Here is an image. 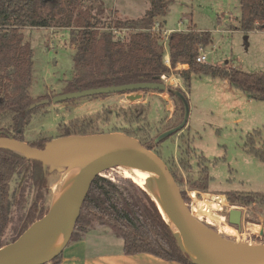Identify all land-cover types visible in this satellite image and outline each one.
<instances>
[{"label": "rangeland", "instance_id": "rangeland-1", "mask_svg": "<svg viewBox=\"0 0 264 264\" xmlns=\"http://www.w3.org/2000/svg\"><path fill=\"white\" fill-rule=\"evenodd\" d=\"M82 4L89 5L104 26L114 19L139 18L149 6L147 0H83ZM239 16V0H173L166 14L156 18V23L162 28L160 36L165 29L210 32L212 43L201 46L206 63L247 72H264V30L239 29ZM22 31L25 41L30 43L33 50L32 82L29 87L32 99L37 101L44 96L51 98L63 93L65 81L73 73L72 54L75 48L69 41V28L52 23L46 27H25ZM120 32L127 37L131 31L129 28ZM187 67L177 64L168 75L165 74L169 77L166 81L159 80L166 84L164 91L142 90V98L134 102L124 101V93H109L39 105L23 131V141L29 143L43 139L46 145L50 140L63 137V143L52 147L61 148L78 136L60 135L58 125L71 121H76L78 128L90 126L88 134L125 133V130H130V136L147 143L164 160L180 182L178 186L188 198L187 206L202 224L227 241L238 238L264 243V204H232L225 194L232 191H264V161L247 151L248 143L255 148L263 146L264 101L249 98L232 88L226 80L205 74L192 75L186 87L178 72ZM180 91L186 95L188 109L187 122L181 126L184 108L172 95L176 92L183 97ZM58 172L57 166H50L48 170L50 191L38 201L45 211L52 198L53 203L58 195L53 190ZM101 175L119 184L121 178L125 177L118 164L102 170ZM199 177V182L206 189H202V185L193 186ZM26 179L24 172L17 171L10 180V200L18 186L25 184L21 211H25L34 200L36 192V188ZM206 193H210L211 197L222 196L223 203H220L219 210L212 208L200 212ZM257 199L263 198L259 196ZM234 207L243 211L239 228L227 220L228 209ZM225 228L226 232L223 231ZM100 230L99 236L104 242L99 246L102 251L121 249L122 240L111 228L103 227ZM72 231L74 234L69 235L67 242L81 233L75 224ZM14 234L13 221L10 220L2 241H10ZM89 241L93 239L89 237Z\"/></svg>", "mask_w": 264, "mask_h": 264}, {"label": "trees", "instance_id": "trees-1", "mask_svg": "<svg viewBox=\"0 0 264 264\" xmlns=\"http://www.w3.org/2000/svg\"><path fill=\"white\" fill-rule=\"evenodd\" d=\"M82 1L0 0V136L9 135L23 140V131L38 107L28 109L35 100L29 94L33 50L24 39L22 30L25 27H46L55 23L69 28V41L75 49L72 54L73 73L65 81L64 92L135 82H158L162 74H169L170 69L163 59L160 35L151 31V27L157 17L166 14L173 0H147L149 6L139 18L114 19L106 26L98 14L92 13L90 6L83 5ZM239 8V29L264 30V0H239ZM103 26L105 28L101 30L99 27ZM119 28H130L131 32L124 38L115 37L113 30ZM212 40L211 33L205 30H175L168 35L171 68L178 63L188 66L178 72L186 87L192 75L205 74L227 80L232 88L245 93L247 97L264 101V72H247L196 61L199 47L210 45ZM180 92L183 97L176 92L172 95L185 109L187 98L183 91ZM103 95L106 94L91 96ZM89 129L90 126L78 128L76 121L58 125L61 136L85 135L90 133ZM124 132L132 135L130 130ZM44 143L43 139L29 142L38 148H44ZM141 143L152 149L147 143ZM248 144L247 151L264 161V143L260 148ZM50 166L17 150L0 147V246L16 239L46 213L38 201L50 191L47 183ZM183 166L186 168V165ZM17 171L24 172L29 183L36 188L35 198L25 211H21L25 184L18 186L10 200V180ZM200 178L195 180L193 186L202 185V189H206L199 182ZM120 181L121 184L102 175L94 178L75 222L81 232L77 237L89 229L109 227L121 238V250L125 254L146 252L165 260L197 264L184 242L165 220L155 200L131 178L123 177ZM225 194L232 204H264V192L232 191ZM182 196L185 202L188 201L183 192ZM259 196L263 199H257ZM10 220L13 221L15 234L10 241L3 242L2 236ZM60 260V252L49 259L51 263Z\"/></svg>", "mask_w": 264, "mask_h": 264}, {"label": "water", "instance_id": "water-1", "mask_svg": "<svg viewBox=\"0 0 264 264\" xmlns=\"http://www.w3.org/2000/svg\"><path fill=\"white\" fill-rule=\"evenodd\" d=\"M146 89L164 91L166 89V84L161 81L135 82L85 88L81 90L63 92L60 94H56L51 98H43L37 100L30 104L28 106V109H32L36 106L49 103L50 101H63L82 96L117 92L124 93V101L134 102L142 98L143 94L141 91ZM187 112V103H185L184 117L180 126L184 125L187 122ZM168 133H166L165 135H167ZM116 139L124 141V144L115 146L109 152L104 154L99 160L98 165L86 167L80 170L72 180V188L70 194L62 197L60 201L54 206H52V198L48 210L42 215V217L31 223L17 236L16 239L0 246V250H5L4 254L0 257V264H12L13 260L16 258L27 240L48 235L53 228L66 220L71 213L72 216L70 218V227L72 231V228L79 215L81 204L86 194L88 193L94 178L97 175H101L102 170L114 165V162L118 158L129 154H136L143 158H146L147 161L153 166L155 171L159 174V177L161 179L160 185L172 214L175 217L179 218L187 228V231L184 234H181L180 238L187 246V251L190 253L191 257L197 264H264V261L248 263L216 256L213 253L211 246L209 245L208 238L211 233L215 236L217 235L193 216L190 208L187 206V203L183 199L181 190L175 178L173 177L164 160L157 153L144 146L137 138L133 136L127 135L122 132L78 135L70 139L61 148L53 149L52 147L54 145L63 143V137L50 140L46 143L44 148H38L35 146H31L26 141L16 139L9 135H3L0 136V147H7L17 150L22 154L28 156L29 158L40 161L43 164L57 166L58 170L60 171L71 161L92 155L95 148L102 142H110ZM78 144L83 145L77 147ZM82 174H87V178L81 180L80 177ZM157 206L160 209L158 204ZM242 214V209L235 207L229 208L227 212V220L230 224L239 228ZM56 219L57 222H55ZM259 232H261V230H259ZM220 239L224 242H227V240L225 239ZM204 251H207V254ZM59 252H57L56 254H58ZM56 254L52 255L44 261H48ZM18 264L25 263L20 262Z\"/></svg>", "mask_w": 264, "mask_h": 264}, {"label": "bare ground", "instance_id": "bare-ground-1", "mask_svg": "<svg viewBox=\"0 0 264 264\" xmlns=\"http://www.w3.org/2000/svg\"><path fill=\"white\" fill-rule=\"evenodd\" d=\"M120 144H124V141L119 139L110 142L104 141L95 148L92 155L71 161L60 170L53 184V190L58 195L52 203V206L57 204L62 197L71 193L72 180L80 170L98 165L99 160L104 154ZM114 164H118L122 168L125 177L131 178L133 182L144 189L157 202L165 220H167L172 230L179 237L187 231L185 224L172 214L160 185L161 179L159 174L146 158L136 154H129L118 158ZM85 178H87V174H82L80 177L81 180ZM205 197L206 199L203 201L200 212L212 208L218 210L221 208L220 203H223L222 196L219 197L216 195L211 197L210 193H206ZM71 216L72 213L69 214L66 220L53 228L48 235L27 240L12 264H18L20 262L25 264L40 263L59 252L70 234ZM55 222H57V219ZM223 231L226 232L227 228L223 229ZM208 242L213 253L218 257L248 263L264 261V243L244 241V239L239 240L238 238L224 242L212 233L208 238ZM4 252V249L0 250V257ZM204 252L207 254V251Z\"/></svg>", "mask_w": 264, "mask_h": 264}, {"label": "crops", "instance_id": "crops-1", "mask_svg": "<svg viewBox=\"0 0 264 264\" xmlns=\"http://www.w3.org/2000/svg\"><path fill=\"white\" fill-rule=\"evenodd\" d=\"M178 64L187 65L186 63ZM242 208L246 209L245 207ZM100 234V228L91 229L82 236L66 242L60 251L61 260L56 263H51L48 260L46 264H183L174 260H165L146 252L125 254L121 249L102 251L99 247L103 242L102 237L99 236ZM89 237L93 241H89ZM96 239H102V241Z\"/></svg>", "mask_w": 264, "mask_h": 264}, {"label": "built area", "instance_id": "built-area-1", "mask_svg": "<svg viewBox=\"0 0 264 264\" xmlns=\"http://www.w3.org/2000/svg\"><path fill=\"white\" fill-rule=\"evenodd\" d=\"M162 28L161 27H159V25L156 23V22H154V24L152 25V27H151V31H153V32H156V33H160V30H161ZM120 30H123V31H127V30H129V28H119V29H114L113 30V34L115 35V37L117 36V37H119V38H124V36H122L121 35V32H120ZM130 31H131V29H130ZM172 31H174L173 29H165V30H163V34H162V36H160V38H161V41H162V47H163V49L165 50V52H164V57H163V59H164V63L169 67V69H171V66H170V58H169V52H168V49H167V38H168V34L169 33H171ZM161 34V33H160ZM159 34V35H160ZM196 61L197 62H202V63H204V62H206V56H205V53L203 52V50H202V47L200 46L199 47V54H198V56L196 57ZM167 78H169L168 76H166L165 74H162L161 76H160V79H164L165 81L167 80ZM191 193H192V191H191ZM194 193V192H193ZM193 194H191V196H192Z\"/></svg>", "mask_w": 264, "mask_h": 264}, {"label": "flooded vegetation", "instance_id": "flooded-vegetation-1", "mask_svg": "<svg viewBox=\"0 0 264 264\" xmlns=\"http://www.w3.org/2000/svg\"><path fill=\"white\" fill-rule=\"evenodd\" d=\"M229 210V209H228Z\"/></svg>", "mask_w": 264, "mask_h": 264}]
</instances>
